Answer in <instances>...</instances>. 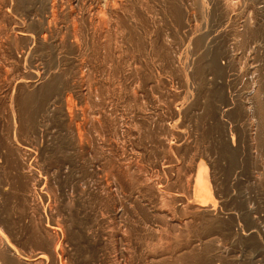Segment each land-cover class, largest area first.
I'll return each mask as SVG.
<instances>
[{
  "label": "rangeland",
  "instance_id": "1",
  "mask_svg": "<svg viewBox=\"0 0 264 264\" xmlns=\"http://www.w3.org/2000/svg\"><path fill=\"white\" fill-rule=\"evenodd\" d=\"M108 4L0 0V264H264V0Z\"/></svg>",
  "mask_w": 264,
  "mask_h": 264
},
{
  "label": "bare ground",
  "instance_id": "2",
  "mask_svg": "<svg viewBox=\"0 0 264 264\" xmlns=\"http://www.w3.org/2000/svg\"><path fill=\"white\" fill-rule=\"evenodd\" d=\"M92 1V0H91ZM108 1L110 2V0H97V3H103V4H105V5H110V4H108ZM224 4V3H223ZM99 5V4H98ZM221 5H222V3H221ZM226 5V4H225ZM46 6V5H45ZM102 6V5H101ZM91 7V6H90ZM100 7V6H99ZM104 7V6H103ZM107 7V6H106ZM109 7V6H108ZM107 7V8H108ZM41 8V7H40ZM92 8V7H91ZM232 9H233V7H232ZM111 10V9H110ZM109 10V11H110ZM100 11V10H99ZM111 12V11H110ZM97 14V13H96ZM97 16V15H96ZM102 16V15H101ZM101 16H99V17H101ZM99 17H97V21H99V20H101ZM99 22H101V21H99ZM103 22V21H102ZM214 24V23H213ZM243 24H245V23H243ZM212 26V25H211ZM221 26V25H220ZM214 28V27H213ZM242 28V27H241ZM43 29V28H42ZM217 30V29H216ZM215 29L213 30V31H216ZM240 34V33H239ZM25 35V34H24ZM201 35V34H200ZM199 35V36H200ZM210 35V34H209ZM45 36V35H44ZM47 36V35H46ZM208 36V35H207ZM212 36V35H211ZM211 36H210V38H211ZM209 37V36H208ZM205 38H207V37H205ZM209 38V39H210ZM202 39H204V38H202ZM208 39V38H207ZM201 40V39H200ZM203 41V40H202ZM206 41V40H205ZM201 43V42H200ZM199 44V43H198ZM205 45H206V43H204ZM209 45L211 46V44L209 43ZM208 45V46H209ZM199 46V45H198ZM207 46V47H208ZM205 47V46H204ZM203 47V48H204ZM206 47V48H207ZM200 48V47H199ZM209 48V47H208ZM207 48V49H208ZM206 49V50H207ZM201 50V49H200ZM209 50H211V49H209ZM195 51V50H194ZM202 51H204V50H202ZM208 52H210V51H208ZM202 53V52H201ZM204 56V55H203ZM206 58V57H205ZM229 84V83H228ZM232 85V84H231ZM227 86V85H226ZM228 88V87H227ZM51 90V89H50ZM53 90V89H52ZM42 92V91H41ZM47 93H49V92H47ZM46 93V94H47ZM39 96H41V95H39ZM38 97V96H37ZM39 98V97H38ZM29 100V99H28ZM28 102V101H27ZM37 102V101H36ZM36 104V103H35ZM193 169V168H192ZM196 173H195V179H194V192H193V197H194V200H195V202L194 203H196V207H195V210H196V213L198 212V213H200L201 214V212H203V213H205L206 212V214L207 213H212V211H213V208H211V206L209 207L208 205H210V204H208L207 203V200H205L204 199V197H208V196H206V195H203V194H207L209 191H210V188H209V184H208V178H207V168H206V166L203 164V162H201L200 161V163L197 165V168H196V171H195ZM190 184V183H189ZM191 187V186H190ZM200 191H202L203 193L202 194H200L199 195V192ZM201 195H203V196H201ZM208 195H210V192L208 193ZM207 199V198H206ZM213 207V206H212ZM202 213V214H203ZM13 250V249H12ZM183 254V253H182ZM185 255V254H184ZM215 255V254H214ZM217 256V255H216ZM231 256V255H230ZM229 256V257H230ZM43 258V257H41L40 255H38V258ZM160 257V256H159ZM183 257V256H182ZM185 258V257H184ZM222 259V258H221ZM233 259V258H232ZM228 260H229V258H228ZM231 261V260H230ZM245 262V261H244ZM9 263H11L10 261H9ZM179 263V262H178ZM184 263V262H183ZM188 263V262H187ZM205 263V262H204ZM185 264H186V262H185ZM215 264V263H214Z\"/></svg>",
  "mask_w": 264,
  "mask_h": 264
}]
</instances>
